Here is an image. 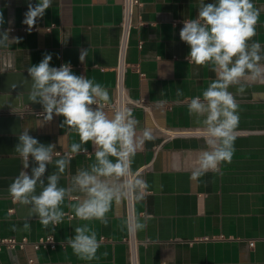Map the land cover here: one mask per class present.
Masks as SVG:
<instances>
[{"label":"crops","instance_id":"crops-1","mask_svg":"<svg viewBox=\"0 0 264 264\" xmlns=\"http://www.w3.org/2000/svg\"><path fill=\"white\" fill-rule=\"evenodd\" d=\"M30 2L35 5L38 0ZM28 3L0 0L5 21L0 33L8 30L10 38L0 47V66L5 60L15 72L27 73L32 64L50 53V66L70 62L74 74L87 76L106 88L112 102L116 96L122 0H53L31 32L23 23ZM198 3L140 0L135 11L126 85L133 99L145 98L151 103L150 110L135 107L132 112L139 121L138 131L149 128L155 137L137 152L132 164L133 171L149 185L145 200L135 201L136 215L147 220L146 229L137 232L144 241L139 247L140 263L264 264V83L242 81L245 91L239 94L238 86H229L240 119L232 161L219 166L223 175L209 171L199 181L190 179L197 155L206 149L204 136L168 137V129L203 128L194 123L187 103L202 96L215 79L210 66L189 63L190 48L179 36L183 21L197 17ZM253 3L262 9L253 40L264 47V0ZM83 49L88 54L82 63L79 56ZM178 88L183 96H177ZM28 93L18 101H23L24 107L43 109L28 101ZM105 111L109 116L114 114L111 109ZM62 120V116H54L47 122L44 116L27 111L21 113L20 125L40 143L53 145V156L68 159L58 183V187L67 188L76 170L94 161V149L89 143L88 153L73 155L70 145L79 142V137L59 127ZM22 171L28 172L24 167ZM44 181L46 185L47 178ZM41 191L38 184L35 194ZM78 198L81 194L73 193L65 199L61 206L66 213L63 222L45 228L38 215L25 221L30 206L19 208L9 194H0V236L35 240L51 234L58 241L55 249H35L30 244L25 249L3 248L0 264H28L29 259H33L32 264H128V248L123 241L127 234L126 200L113 204L105 226L96 220L68 216L74 215L69 205ZM25 222L31 225L30 230H12L14 224L20 229ZM85 223L96 232L100 244L97 258L91 261L79 259L66 243L75 235L74 228ZM221 235L224 238H218ZM251 240L255 241L253 246Z\"/></svg>","mask_w":264,"mask_h":264},{"label":"clouds","instance_id":"clouds-1","mask_svg":"<svg viewBox=\"0 0 264 264\" xmlns=\"http://www.w3.org/2000/svg\"><path fill=\"white\" fill-rule=\"evenodd\" d=\"M52 3L53 0H38L33 5L29 0L23 20L29 32ZM261 11L253 0H214L213 3L199 0L197 17L183 21L179 36L190 48L187 60L195 66L208 65L215 73V79L202 96H195L187 103L194 123L203 126L206 144V149L199 152L194 162L190 177L194 181H199L209 171L223 175L219 166L232 161L235 129L240 117L237 100L228 90L229 86H238L236 93L239 94L245 91L242 81L264 83V47L253 40ZM4 22L0 11V26ZM9 40L8 30L0 33V47ZM11 40L18 43L16 38ZM87 54V49L81 50L82 63ZM51 60L52 54L45 53L41 62L27 69L32 81L27 99L42 105L47 122L54 116H62L59 127H66L79 137V142L70 145V152L73 155L88 153L86 146L90 143L94 161L78 168L71 184L64 188L58 187V183L69 161L60 158L55 162L58 172L49 175L45 185L42 178L47 165L53 162V145L40 143L29 130L23 129L18 134L15 152L25 161L31 157L37 166L32 168L31 175L21 171L8 192L16 203L30 206L25 221L38 215L45 228L63 222L66 213L61 206L73 193H79L81 198L69 205L73 218L96 220L107 226V214L114 203L145 200L149 185L139 172L133 171L132 164L137 152L155 137L149 128L138 131L139 121L130 108L122 107L109 116L105 111L110 104L106 88L87 76L74 74L70 62L54 67L50 66ZM176 94L183 96L179 88ZM28 166L26 163L25 168ZM38 184L42 191L36 195ZM126 226L130 233L141 232L146 229L147 220L140 215L132 216ZM30 227L25 222L20 229L14 224L12 230L26 231ZM74 232L66 241L73 254L85 261L96 259L100 247L96 232L87 223L76 226Z\"/></svg>","mask_w":264,"mask_h":264},{"label":"built area","instance_id":"built-area-1","mask_svg":"<svg viewBox=\"0 0 264 264\" xmlns=\"http://www.w3.org/2000/svg\"><path fill=\"white\" fill-rule=\"evenodd\" d=\"M140 4V0H122V21H121V37L118 44V60L115 66L116 82L115 99L106 105L105 109H111L113 113L122 107L130 108L131 110L135 107L150 110L151 103L145 99L140 98L135 100L129 93L128 86L126 85V74L130 66L127 55L130 45V38L133 28L135 27V11L137 6ZM179 21H176V23ZM141 44V43H140ZM32 111L36 115L44 116L43 109H32L31 107H24L23 112ZM203 128H183V129H168V137H191V136H204ZM59 154V153H58ZM69 217H73L72 213L68 214ZM126 221L129 217L137 216L135 211V201L126 200ZM207 240L210 237H205ZM216 238V237H213ZM218 238H224L221 235ZM123 241L126 243L128 248V264H141L139 247L144 241H142L138 233H130L127 229V234L123 237ZM32 245L35 249H55L58 245L56 238L49 234L43 235L35 240H30L28 237L17 238L15 236H0V250L6 248L12 250L15 248L25 249L27 245ZM255 244L254 240L250 241V245ZM33 259L28 260V264H32Z\"/></svg>","mask_w":264,"mask_h":264},{"label":"water","instance_id":"water-1","mask_svg":"<svg viewBox=\"0 0 264 264\" xmlns=\"http://www.w3.org/2000/svg\"><path fill=\"white\" fill-rule=\"evenodd\" d=\"M30 88L31 81L28 74L15 72L8 61L3 60L2 66H0V194H9L10 184L23 167L25 168L26 163L29 164L26 169L30 175L32 168L37 166L31 157L29 161L24 162L15 152L18 134L23 131L20 119L24 102H20L18 99L23 98V94L29 92ZM32 137L38 139V137ZM60 158L63 156H53V162L47 165L43 179L58 171L55 162ZM63 175V173L60 174V176ZM16 206L22 207L18 203Z\"/></svg>","mask_w":264,"mask_h":264}]
</instances>
